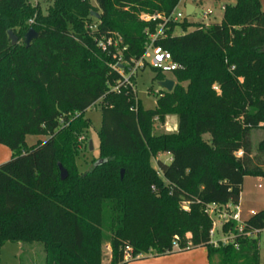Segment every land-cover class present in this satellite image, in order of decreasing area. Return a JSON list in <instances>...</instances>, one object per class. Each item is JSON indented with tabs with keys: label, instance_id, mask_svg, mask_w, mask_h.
Instances as JSON below:
<instances>
[{
	"label": "trees",
	"instance_id": "obj_1",
	"mask_svg": "<svg viewBox=\"0 0 264 264\" xmlns=\"http://www.w3.org/2000/svg\"><path fill=\"white\" fill-rule=\"evenodd\" d=\"M234 1L221 24L167 26L156 45L180 69L174 90L160 92L156 109L146 111L130 87L113 91L121 79L114 67L145 55L162 19L143 16L168 17L182 0H52L46 14L30 0H0V145L16 153L0 166V250L42 244L46 264H104L109 241L110 264L197 248L210 264H260L259 242L245 234L264 230V211L245 221L241 235L227 223L236 243L217 248L206 212L239 204L246 178L264 180V140L257 148L252 142L264 130V12L261 0ZM30 30L38 38L26 47ZM97 103L100 160L82 174L76 160L91 126L82 116ZM171 115L177 131L154 135V122ZM28 136L48 140L28 147Z\"/></svg>",
	"mask_w": 264,
	"mask_h": 264
},
{
	"label": "rangeland",
	"instance_id": "obj_2",
	"mask_svg": "<svg viewBox=\"0 0 264 264\" xmlns=\"http://www.w3.org/2000/svg\"><path fill=\"white\" fill-rule=\"evenodd\" d=\"M30 3L34 7H38L43 14H46L48 8L52 5V0H30ZM234 0H203V2L194 4L196 9L191 17H186V7L188 4H192V0H182V3L178 6L176 12L182 13L184 19L188 23L211 26L213 24H221L224 17V7L226 5H234ZM262 10L264 12V0H261ZM181 21V22H182ZM194 29H189L193 31ZM177 35H181V29L176 30ZM166 79L174 80L172 74H167ZM135 90L137 98L142 104V108L146 111L155 110L157 107V101L162 92L159 82L155 80V72L146 68L143 72H140L136 77ZM102 109L101 103L94 104L88 109L82 116L83 120L90 121L91 126L85 132V137H88L86 141L82 140L80 150L81 154L77 157L76 163L78 171L82 174H86L93 169L95 164L100 160L101 142H100V130L102 126ZM178 124V118L176 115L167 117L166 122L161 124L155 121L153 125V134H168L173 133L175 126ZM209 139V136H206ZM48 140L47 136H28L26 143L28 147H32L39 142H45ZM264 140V130H256L252 133V142L255 148L260 142ZM92 144V151H88L87 147ZM16 153H13L8 147L0 145V166L11 161L12 157ZM164 163H169L170 156L162 154L160 158ZM152 166L157 169V159L151 160ZM262 188V189H261ZM240 205L242 209L243 221L249 219L253 214H257L264 211V180L260 178L250 177L244 180L243 191L240 199ZM182 207H185L183 204ZM185 210V209H184ZM220 237V236H218ZM259 242V260L260 264H264V230L254 236ZM113 246L112 243L107 241L102 246V257L104 264H110L112 262ZM148 257H151L148 256ZM46 253L42 244L23 245L18 243H6L0 250V264H46ZM138 260L130 262V264L144 263ZM217 261L215 264H218ZM241 264H247L241 262Z\"/></svg>",
	"mask_w": 264,
	"mask_h": 264
},
{
	"label": "built area",
	"instance_id": "obj_3",
	"mask_svg": "<svg viewBox=\"0 0 264 264\" xmlns=\"http://www.w3.org/2000/svg\"><path fill=\"white\" fill-rule=\"evenodd\" d=\"M178 8V7H177ZM168 17H148L143 16L142 19L146 22L156 21L157 19H162V23L158 26L156 32L154 34L149 35V41L146 46L145 55L138 61H134L133 63H127L123 61V59H119V63L114 69L119 73L121 79L118 81V85L113 89L114 92L120 93L121 88H131L133 91L135 90V81L136 77L140 72L146 70V68H150L157 72L162 73L163 75L173 74L176 71H179L180 66L174 62L172 54L163 49L160 46L156 45V41L162 37H165L167 26L171 23L181 22L184 19L182 13H177L176 10ZM33 21H30L32 24ZM108 44H111V40L108 41ZM100 47L104 50L106 49V45L104 43L100 44ZM122 65H126L128 70L122 68ZM215 91L219 92L218 88H214ZM170 156V154H167ZM162 154L158 155L157 159H160ZM172 161L170 156V161ZM260 180H262L260 178ZM262 189V188H261ZM183 207L185 210H188V204H184ZM207 214L211 217L213 226L210 231V239L211 245L215 248L219 246H227L234 245L236 243L237 236L233 232L226 233L224 231V226L229 222H234L238 225L239 235L243 234L245 230V221L242 219V209L240 204L237 205H226V206H218V205H210L207 207ZM255 215V214H253ZM256 234L248 233L245 234V237L252 238ZM220 236V237H218ZM174 249L178 250V246L174 243ZM125 261H130L133 258L132 249L127 247L125 249ZM142 256H138L135 259H141Z\"/></svg>",
	"mask_w": 264,
	"mask_h": 264
},
{
	"label": "crops",
	"instance_id": "obj_4",
	"mask_svg": "<svg viewBox=\"0 0 264 264\" xmlns=\"http://www.w3.org/2000/svg\"><path fill=\"white\" fill-rule=\"evenodd\" d=\"M176 131H177V125L175 126L173 133ZM138 260L140 261L144 260L143 261L144 263H140V264H210L209 259H208V252L205 248H197V249H193L189 251L173 253L170 255H164V256H159V257L151 256V257H146V258H142ZM138 260H134L131 262H135ZM127 264H130V262H128Z\"/></svg>",
	"mask_w": 264,
	"mask_h": 264
},
{
	"label": "water",
	"instance_id": "obj_5",
	"mask_svg": "<svg viewBox=\"0 0 264 264\" xmlns=\"http://www.w3.org/2000/svg\"><path fill=\"white\" fill-rule=\"evenodd\" d=\"M203 2V0H192V4H188L186 7V17H191L193 13L195 12V5L197 3ZM95 18H99V15L93 14ZM9 39L13 46H17L19 44V38L14 34L13 31L8 32ZM38 38V34L34 30H30L24 37V43L26 47H30L31 43ZM160 87H162V90H165L166 92H172L175 87V82L170 79H166L164 81L159 82ZM90 151H92V144H89ZM99 164L101 165L102 162L100 161ZM121 179L123 180L124 174H126L124 171L121 172ZM60 175L61 180L65 181L68 179V172L60 166Z\"/></svg>",
	"mask_w": 264,
	"mask_h": 264
}]
</instances>
